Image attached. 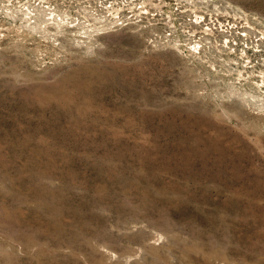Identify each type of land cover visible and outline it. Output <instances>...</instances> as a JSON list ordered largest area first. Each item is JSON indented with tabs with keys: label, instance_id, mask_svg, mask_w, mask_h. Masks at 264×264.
<instances>
[{
	"label": "rangeland",
	"instance_id": "374dc122",
	"mask_svg": "<svg viewBox=\"0 0 264 264\" xmlns=\"http://www.w3.org/2000/svg\"><path fill=\"white\" fill-rule=\"evenodd\" d=\"M0 264H264V0H0Z\"/></svg>",
	"mask_w": 264,
	"mask_h": 264
}]
</instances>
